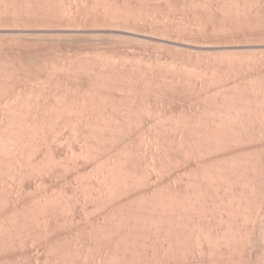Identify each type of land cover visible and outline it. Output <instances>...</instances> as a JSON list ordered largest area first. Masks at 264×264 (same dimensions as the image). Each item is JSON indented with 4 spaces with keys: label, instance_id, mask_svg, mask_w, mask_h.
Masks as SVG:
<instances>
[{
    "label": "rangeland",
    "instance_id": "374dc122",
    "mask_svg": "<svg viewBox=\"0 0 264 264\" xmlns=\"http://www.w3.org/2000/svg\"><path fill=\"white\" fill-rule=\"evenodd\" d=\"M263 180L264 0H0V264H264Z\"/></svg>",
    "mask_w": 264,
    "mask_h": 264
},
{
    "label": "bare ground",
    "instance_id": "6f19581e",
    "mask_svg": "<svg viewBox=\"0 0 264 264\" xmlns=\"http://www.w3.org/2000/svg\"><path fill=\"white\" fill-rule=\"evenodd\" d=\"M263 181H264V180H263ZM263 186H264V185H263ZM263 201H264V199L262 200L260 206H262ZM263 206H264V205H263ZM261 209H263V208L261 207ZM259 210H260V209H259ZM263 213H264V212H263ZM259 216H260V217L262 216V211H261V213H260ZM255 218H256V217H255ZM255 218H254V219H255ZM258 218H259V217H258ZM262 218H263V217H262ZM260 219H261V218H260ZM260 219H258V220H260ZM263 219H264V218H263ZM258 220H257V221H258ZM246 222H247V220L245 221V223H246ZM251 222H252V221H251ZM252 223H253V222H252ZM255 223H257V222L255 221ZM258 223H259V222H258ZM261 223H262V222H260V224H261ZM246 225H248V224L246 223ZM256 225H257V224H256ZM258 225H259V224H258ZM247 227H248V226H247ZM249 228H250V227H249ZM253 228H254V226H253ZM253 228H252V230H254ZM255 228H257V227H255ZM258 228H260V227H258ZM258 228H257V230H258ZM261 229H263V227H262ZM261 231H263V230H261ZM263 232H264V231H263ZM259 233H260V232H259ZM261 233H262V232H261ZM263 236H264V235H263Z\"/></svg>",
    "mask_w": 264,
    "mask_h": 264
}]
</instances>
